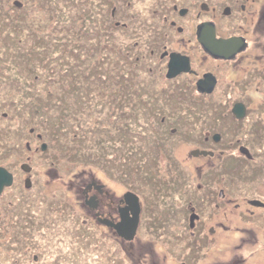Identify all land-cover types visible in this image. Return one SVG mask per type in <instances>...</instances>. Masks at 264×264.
<instances>
[{
    "label": "flooded vegetation",
    "instance_id": "af4514ba",
    "mask_svg": "<svg viewBox=\"0 0 264 264\" xmlns=\"http://www.w3.org/2000/svg\"><path fill=\"white\" fill-rule=\"evenodd\" d=\"M108 1L112 3L111 17L113 21H111V23L116 24L118 27H124L125 35L128 34L129 36H135L136 39L138 37L139 40H137L136 43L138 44L137 49L147 50L146 48H148V54L151 55L150 59L153 60V63L156 62V67L152 69L150 73L156 71L155 75H157L161 70L163 71L161 74L163 75V83L165 84L162 89L160 88L162 90L160 91V94L165 92L167 97H169L171 96L173 89L180 84V87L186 89V91L188 89L191 92L197 93L196 96L198 98L205 97L206 99L207 97L213 96L212 98L215 100L217 99L215 93L220 86L222 77L221 70L225 66L227 67L229 63H236V66H240V68L238 70L239 74L235 75L237 79L233 80V84L241 86L249 84L252 85L254 89L247 91L246 95L249 97H243L246 100H238V98H235L234 102L237 103V101L243 102L251 100L252 98L250 97L253 96L256 97L258 101L264 99V10L262 11V4L259 3L258 0H154V4L147 7L141 6L139 8L135 6V2L137 3L139 0ZM213 36H215V39L230 40V42H227L228 44L223 46L222 49L225 50L224 52H227L226 50H229L228 52L237 51L228 58H226V56L215 55L213 50H209V47H216V45H210V42H214ZM201 37H203L202 41L200 40ZM252 38H255V41H252ZM175 54L189 57L190 70L188 72H181L175 77H168L169 62ZM157 68H160V70ZM206 74H212L213 77H215V86L212 92H205L198 85V81L201 78H204ZM152 78L155 82L158 81L156 76H152ZM142 81H144V79L137 76L131 81V83L134 84V86H139ZM229 86V84H224V86H222L223 92L225 89H228ZM131 95H128L127 93V99ZM219 99H222V101L224 100V102L225 100H229L227 98L223 99L220 96ZM240 99L242 98L240 97ZM246 106L247 113L242 119H238L232 110H225L222 112V109L210 105L207 106L208 108L206 110H203V116H201L196 122L194 121L196 128L202 127L204 122H206L205 117L208 116L213 119L214 123L224 120L231 122L234 127V130L230 131L229 128L224 126H222V128L225 129L221 130L217 129V125L211 126V124H206L207 131L204 135L206 145L198 147L199 145L196 144L197 147L194 152L190 151V154L193 155L192 157H196L193 158V160L202 163V166H200L198 170V176L192 175V170L190 169L193 160H189L188 158L184 164L178 157V140L176 137L179 136V134L174 133L175 131L177 132L180 130L179 125L182 123L177 119V115L175 119H173L174 112L171 110L167 115V120H165L160 129H158L153 136V139H155V137L157 138L154 142L160 144L157 145L155 143L158 146L157 150L154 154L148 157L154 163L151 165L156 167L152 171L155 173L154 175L156 178H159L157 180L162 181V186L167 188L166 191H162L161 196H164L166 192L172 193L173 178L176 177L175 171H177L176 168L181 162L180 165L182 168L180 169L184 170L182 174L186 176V181L180 184L183 194L179 201L182 204L178 205L174 199L171 201L169 200L170 204H167V202H165L166 205L155 204L145 211L144 206L141 203L140 194L136 193V191H133L131 188H128L127 191L134 192L139 197L141 212L136 235L133 240H127L119 236L114 228L101 222V219H109L114 222L120 220L119 208L125 206L123 200L125 193H123V196L119 197L117 200H114L111 197L107 200L109 192L106 189L105 184L100 182L96 177H91L90 179L85 177L83 179L85 181L80 185L79 189L82 188L85 213L87 214V218H90L91 221L89 227L98 226L108 229L110 233L113 234L112 238L118 243L120 247L119 250H122L121 253L123 254V257L128 260V264L133 261V256H131L130 253V245L134 246L142 236H152L153 231L157 233L153 234L156 242L155 245L161 241L162 243H159V245L167 253L159 255L157 261L155 259L156 257H154L152 260L149 259V262L146 261L144 257L139 256L137 261L142 264H159L161 259L166 262L168 257L171 258L174 255H182V259H185V261L187 259H191L192 261L195 257L196 259L199 257V253L203 247L209 246L211 248L213 245L221 243L222 237L224 238L227 233L234 231V229L241 230V232L244 231L245 233L242 232L239 234L240 236L238 238H235L236 243L232 245L233 251L235 248V254L231 259V264H242V261L247 262V257L240 259L237 258L236 251L237 249L241 250V246L243 247L247 245V242L255 244L261 241V237L259 236L260 231L259 233L257 231L258 236L255 235L256 232L253 228L256 227L250 222L251 220L249 221L248 219L252 217L260 218L261 222L264 221V203L256 197H250L244 202V209L240 208V206H242L240 203L235 204L234 209H229V202L222 199L219 200L221 196L223 198L226 196L223 192L224 188L222 182L224 179L220 182L222 187L221 184L218 183L221 179L220 177H223L222 173L219 171L220 167L222 168V171L224 170L223 166L219 167V165H217L218 163L206 166L205 162H203L204 159H212L214 157L218 159L219 155L222 158L220 160L224 162L226 158L232 154L230 153L228 156L223 157L224 152L229 145H233L234 148L238 147L240 153L243 154L241 157L235 154L238 158L242 159L241 161L252 163L256 153L251 152L250 148L243 144L242 138H240L241 133L238 130V128L242 127V123L247 125L246 122L250 123L248 128L251 132H255L251 129L253 128L260 133L258 134L259 139L257 145L261 135L263 139L261 146L264 148V112L259 111L260 113L258 112L254 119H249L250 107L248 104H246ZM221 116L222 119L220 118ZM176 122L178 125H176ZM157 128L159 127L157 126ZM228 130L229 134L233 135L232 140H227L225 131L227 132ZM215 136H218V140L215 139ZM249 145L255 146L251 143H249ZM242 146L249 149L251 157H248L241 151ZM187 152H189V150ZM263 152L264 150L262 151L264 156ZM34 156L35 154L30 151L25 154L24 158L17 157L14 159V162L12 161L11 165H4L13 173V183L10 186L4 187L0 194V201L6 206L11 203V201H6V199L9 198L6 194L7 191L21 189L14 188L16 183L19 184L17 175L18 171L21 170L22 174L31 173V176L24 174V190L22 189L24 194L29 188L31 189L34 187L33 172L35 173L36 171L34 170H37L36 163L33 162ZM15 163L18 165V169L15 168ZM23 163H28L31 166V169L25 171L22 168ZM38 163L42 164L43 161L39 160ZM165 163L167 165L169 164V168L162 170V165ZM172 165H174L175 168ZM217 166L219 169H217ZM249 167L256 169L259 173L261 172V174L255 173L252 170V177L250 175L248 177H257L255 174H258L259 177L264 175V162L263 164H252L251 166H248V168ZM242 170L243 167H240L239 173H242ZM211 173L212 175H215V177L212 178V175L210 176ZM231 176L234 177V180L241 178V175L237 174H232ZM27 178H30L31 180L30 186H27L25 183ZM159 181H157V187ZM218 187H220V194L217 192ZM205 191H209V196L211 198L209 201L213 200L214 194H216V197H219L217 201H214L213 205L209 206L210 211L201 210L195 203L197 199L202 198ZM92 196L95 197L97 202L95 208L91 207L88 202ZM25 199L27 201L29 200V198L26 197V194ZM207 202L208 199L206 200V203ZM0 204L2 203L0 202ZM24 209H26V207ZM39 210L37 212H39ZM238 220L248 223L249 226H246L247 224L243 222L242 228L238 227L232 229V227H234L232 223ZM81 222L83 226L86 223L85 220H82ZM174 223L177 224L178 230H175ZM7 224L9 223L5 222L3 225ZM26 225L29 226L30 222L15 223L14 227L18 228V230L15 231L13 228L12 231H10V234L4 230V233L10 236L8 240L4 239L2 242L0 240V247L6 248L7 245H9L12 250H15V248L21 246L20 249L22 250L19 251L20 259L10 252V254H0V264H18L20 261L23 264H44L46 261L48 262V258L41 259L38 253L33 254L31 258L28 257L29 254L25 252L26 245H29L27 247L28 249H31L30 243L32 241L30 239H33V236L30 237L29 231H25L27 228L25 227ZM99 231H102V229L98 228V230L89 232H91V234H93L98 240H102L105 234H97ZM251 231L255 234H252ZM37 234L43 233L37 232ZM83 234L87 236V230H84ZM43 235L46 236V234ZM12 239L14 240L11 242L10 240ZM225 239H227L228 242L223 240L222 243H232L231 239ZM95 241L96 240L94 239L92 243H95ZM148 241H150V239H148ZM22 246L25 247L23 248ZM106 246L108 245H103L104 249L101 250V256L106 257L102 260V264H104V261H108L107 264H114L108 256V252H111V248H106ZM250 253L253 255V251H250ZM59 256L60 254L55 253L53 254V259H56ZM185 261H182L181 264H186L187 262ZM171 262L172 264H176L175 261ZM219 262L223 263V261Z\"/></svg>",
    "mask_w": 264,
    "mask_h": 264
},
{
    "label": "trees",
    "instance_id": "16d2710c",
    "mask_svg": "<svg viewBox=\"0 0 264 264\" xmlns=\"http://www.w3.org/2000/svg\"><path fill=\"white\" fill-rule=\"evenodd\" d=\"M5 1L7 0H0V22H2V24L0 23V51H3L0 53V90L7 88L10 93H7L3 97L0 96V121L12 120L14 122L11 124L5 123L4 126H0V136H3L8 143L5 144L3 149H0V164H3V166L11 165L12 161H15L14 159L21 156H19L20 152H18V149L21 151L25 149L26 152L24 153L32 151L34 154L43 150L42 145L45 143V140L39 134V131H41L39 127L44 126L46 128L49 124H54L52 126L56 130L62 131L63 138H67L66 143L78 139L79 145L76 146H81L80 144L86 141L87 126L91 122L90 119H92L95 122L96 132H100L97 135L99 139L95 138L96 146L100 147L92 155V158L94 157L91 160L92 164L99 165L100 163V165H107V167L112 166L114 168L113 172L123 178L125 184L128 181L135 183L141 182L144 179L143 188L149 187V184L153 187L150 195L152 198L159 196L156 200L158 205L165 204V202L170 204L169 200H174V198L171 192H166L164 196H161L162 191H164V189H160L162 181L157 180L159 178H156L154 175L155 173L152 170L156 167L151 165L154 163L149 157L144 159L143 162V165H147L148 167V173L143 177L139 172L138 165L140 163H135V160H138L136 157L143 158L142 155L145 156L146 153L140 147V144L134 145V147L133 143L150 141L147 137L153 138L154 134L158 131L157 126H162L171 110L174 112L173 119L177 115V119L181 123L183 121L188 122V120L192 121V119L196 122L203 116L202 112L208 108L207 106H217L218 104L215 103H224V100L222 101L219 98V100H214L213 96L206 99L205 97L198 98L196 96L197 93L191 92L188 89L186 91V89L181 88L180 84H178L179 86L177 85L173 89L171 96H166L167 99H164L166 102L163 108L160 109L156 105L148 104L146 105L147 107L145 106L146 108L139 109L138 112L140 113L137 114V119H132L129 122L127 120L129 112L134 110L136 107L134 105L139 100L136 98L146 95V93L158 95L162 91V88L154 87L156 86V84L154 85L155 81L152 77H148L151 75L142 76L146 72L150 74V71L154 69L151 64L143 66V64H147L145 61L151 55L148 54V48H146L147 50L137 49L138 44L136 43L139 40L138 37L136 39L135 36L125 35L124 27H118L116 24L111 23L113 19L111 17L112 3L110 1L28 0L31 8L37 11L40 10L38 12L41 14L46 13L47 19L51 20V22L54 20L52 17L56 15V11L62 13L60 19L62 18L64 24L55 21L56 27H58L56 32L46 29L48 25H44V27L35 26L31 21L28 22L27 20L25 21L26 25L19 19L16 22L18 25L13 23H10L12 27L10 24L7 25L1 21L3 17H7L4 16L7 10L1 9ZM20 1L26 4L24 0ZM104 1L105 7L108 5L107 9L101 7ZM31 3H33V6H31ZM13 5L17 7V11L21 17L28 18L30 14L29 9L25 7L24 11L26 14H24L20 12L22 6L14 2ZM64 6H67L68 13L75 8L73 14L70 17H66V19L65 14L62 12ZM99 18L104 20H98ZM8 19L10 21L9 17ZM72 27L74 29H71ZM52 28H55V24ZM63 29H68V36H56L57 33L63 32ZM25 32L31 35V40H27V37L24 35ZM75 32H78V37L92 35L94 45L100 46L99 50L93 47L89 48V52L92 55L98 53L100 54V58L98 61L90 63L88 67L82 64V60L85 59L82 55L84 49L81 48ZM19 33L22 34L18 37ZM7 53H9V56L5 60L4 56ZM17 53L20 56V63L11 60L12 55ZM73 70H77V72H72ZM137 76L142 77L144 81L139 86H134V84H131V81ZM59 83L67 86H62L58 95L50 94ZM112 84L113 86L108 87ZM40 88L46 91L47 94L44 98H48L50 100L49 103L45 104L41 101L44 98L38 95L41 90ZM126 91L128 95L132 94L128 99L124 97ZM19 93L21 95H16ZM27 93L33 94L36 97L34 98L32 95L28 100L22 99V96H25ZM61 98L66 100V104L64 103L67 105L65 107L68 108L66 112L60 111L59 105L63 104ZM140 99L144 103H149V100L146 98ZM126 102L132 105L130 111L124 110L126 109ZM67 103H70V105ZM177 105L183 107L181 114L173 110V107ZM48 106L49 109L47 110ZM54 112L55 114H53ZM56 112H59V114H56ZM92 116H94V119ZM108 118H113L112 122L120 120L119 122H122L121 130H118V132L113 131L109 125L111 121H107V124L104 126L102 122ZM220 118L222 119V116ZM76 119L79 121H76ZM176 125H178L177 122ZM129 126H135L136 130H133ZM186 128L184 129L187 130L188 128ZM251 129L256 131L253 128ZM27 131H29L28 134ZM179 131H175L174 134L179 133ZM47 134L46 139L48 140L49 138V142H47L46 149L49 150L56 145V142H54L56 135L52 137L48 131ZM130 134L133 135V138H131ZM16 135L18 138L14 137ZM108 137L111 138L110 141L107 140ZM37 141H40V146L33 145L31 147L29 144ZM102 146L103 148L101 149ZM34 147L36 148L33 149ZM90 156L91 154L88 153L87 157ZM86 159L85 161H87ZM243 163L239 161L230 163L227 159L221 166L224 168L223 171L231 175H241L239 169ZM117 164H123L120 167L121 169L123 168V172L117 168ZM135 165L138 169H135ZM172 166L175 168L174 165ZM176 170V177L173 178L172 192L175 191L176 187L178 190V186L180 188V184L186 181V176L182 174L184 170L178 168ZM157 181H159L158 187L156 185ZM128 185L131 186V183H128ZM134 188L136 187L134 186ZM6 201H11L10 204H7V210L13 214H16L15 210L20 204H22V208L32 207L23 195L22 198H18V196H14L13 194L9 195ZM14 216L16 218V215ZM23 222H27V220ZM4 230L6 229L4 228ZM103 257L106 258L105 256ZM110 259L113 263L112 258Z\"/></svg>",
    "mask_w": 264,
    "mask_h": 264
},
{
    "label": "rangeland",
    "instance_id": "374dc122",
    "mask_svg": "<svg viewBox=\"0 0 264 264\" xmlns=\"http://www.w3.org/2000/svg\"><path fill=\"white\" fill-rule=\"evenodd\" d=\"M24 1L26 4H23L20 0H12V1L7 0L3 2V7L1 9L4 8L7 10L6 14H4V16H7V17H3L1 21L5 22L8 25L10 23L16 24V22L19 19L21 20V22L24 23V25H26L25 21L27 20L28 22L31 21L33 25L35 26L38 25L40 27H44V25H48L46 26V29L53 30L55 32L58 29V27H56L57 24L55 23V21H59L64 24V21L62 20V18L60 19V16L62 14L60 13V11H56L57 16L56 15H55L56 17L53 16L52 19L54 20H52L51 22V20L47 19L46 13H42V14L39 13L38 11L40 10L37 11L30 7V3H28V0H24ZM258 1L259 3L262 4V11H263L264 10V0H258ZM13 2L22 6V8L20 9L21 13L26 14V12L24 11L25 7L29 9L30 14L28 15L27 19L23 18V16L21 17V15L17 11V7L13 5ZM154 3H155L154 0H151V1L139 0L137 3L135 2V6L137 8L141 6L147 7ZM9 6L11 7L9 8ZM31 6H33V3H31ZM101 7L107 9L108 5L107 7H105V1H104ZM74 11H75V8L70 10L68 13L67 6H64L62 12L63 14H65V19H66V17H70ZM8 17L10 18V21ZM101 19L102 18H99L98 20H101ZM0 23L2 24V22ZM54 24H55V28L53 29L52 27L54 26ZM16 25H18V23ZM10 26L12 27L11 24ZM71 29H74V28L72 27ZM63 30L64 31L61 32L62 34L57 33L56 36L60 35V37H63L66 35L67 37L68 29L67 30L63 29ZM78 32H75L77 34L76 38L78 37ZM20 34L22 33H19L18 37ZM24 35L27 37L28 41L32 39L29 33L25 32ZM252 41H255V38H252ZM78 42L81 48L84 49V52H82V55L85 57V59L82 60L83 66L88 67L90 63L92 64V62L98 61V59L100 58V54L97 53L96 55H92L91 52H89L90 51L89 48L91 49V47L98 49V50L100 48V46L97 47L96 45H94L95 43H94V38L92 37V35H86V37L85 36L78 37ZM1 52L3 51H0V53ZM8 56H9V53H7L4 56L5 60L8 59ZM149 59L145 61V63L147 64H143V66L151 64L155 68L156 62L153 63V60L151 59L149 60ZM11 60L20 63L19 54L17 53L15 55H12ZM236 65H237L236 63H229L227 67L225 66L221 70L222 77L220 81V86L218 87L215 95L217 96V99L219 98V96L222 97L223 99L224 98L229 99V100H225L224 103L222 102L215 103V104H218L216 106L218 109H222V112L225 110L231 111L234 106L233 104H235L234 102L235 98H238V100H246L243 97H246V98L249 97L246 95L247 91H251L254 89L253 86L249 84H247L246 86L233 84V80L237 79L235 75L239 74L238 70L240 68V66L237 67ZM146 69L149 70V68L147 67ZM157 69L160 70V68H157ZM74 71L77 72V70H73L72 72ZM161 72L163 71L161 70L158 73L160 75L158 74L155 75L156 71L150 74H147L148 72H146V74L143 73L142 76L145 77V75H151V76H148L150 78L152 76H156L158 81L154 83V85L156 84V86L154 87L162 88L165 83H163V75L161 74ZM224 84H229L230 86L228 87V89H225V91L223 92L222 86H224ZM62 86H67V85H63V83H59V85H56L54 87L55 89L50 94L58 95L61 91ZM111 86H113V84L109 85L108 87H111ZM7 93H10V91L7 88L0 90V96L2 97L6 95ZM46 94L47 93L46 91H44V89H41L38 93V95H40V97L42 96V98H44ZM16 95L19 96L21 94L19 93ZM32 95L33 94L27 93L25 94V96H22V99L28 100L31 98ZM166 96H167L166 93L163 92L158 95H155L154 93H146V95L137 97L136 99H139L138 103L134 105L136 106L134 110L129 112V117H127V120L131 122L132 119H137V114L140 113L138 112L139 109L146 108L147 107L146 105L148 104L156 105L160 109L163 108L166 102V100L164 99H167ZM33 97L35 98L36 96L33 95ZM124 97L125 99H127V93L124 94ZM240 97L242 99H240ZM140 98L148 99L149 103L147 102L144 103L142 99ZM250 98L252 99L243 101V103L245 102L250 107L249 109L250 113H249L248 118L254 119L259 111L264 112V99L258 101L257 98L254 96ZM41 101L47 104L49 103L50 100L48 98H44ZM61 102H63V104L59 105L60 111L66 112L68 110V108L65 107L67 106L65 105L66 100L64 98H61ZM128 103L129 102L125 103L126 109L124 110L126 111H130L132 108V105H129ZM67 104L70 105V103H67ZM48 109H49V106L47 107V110ZM182 109L183 107L181 105H177L173 107V110L178 111V113L180 114H181ZM44 114H48V113H44ZM53 114H55V112ZM56 114H59V112H56ZM92 117L94 119V116ZM112 119L113 118H108L106 121L103 120L102 124L105 126L107 124V121L110 122ZM90 120L91 122L87 126L88 132L86 133V136H87L86 141L85 143H81L80 144L81 146H78V147L76 146V145H79L78 139L70 143L68 142L66 143L65 141L67 138H63L64 135L62 131L56 130V128L52 126L54 124H49L47 125L46 128L44 126L39 127V129H41V131H39V134H41L44 137L43 139L45 140V143L43 144H47V142H49L48 136H47L48 140L46 139V135H48L47 134V131H48V133H50V136L53 137L56 135L55 140H54V142H56V145L51 147L49 150L46 149V150H40L39 152H36L35 156L33 157V162L36 163V167H37V170L36 169L34 170L36 172L35 173L33 172L34 174L33 186L34 187L31 189L29 188L28 191H25L26 197L29 198L28 201L30 202V205L32 207L31 208L27 207L26 209H24L22 208V204H20L19 207L15 210L16 214H13L10 211H8L7 206L2 201H0L2 203L0 204L1 206L0 207V240L1 242L4 239L8 240L10 236L4 233L3 231L4 228L8 230V231L5 230V232L10 234V231H12L13 228L15 229V231L18 230V228L14 227V224L16 221L19 223L25 220L29 222L31 221L29 226L28 225L25 226L27 227L25 231L27 232L29 231L30 237L33 236V239H30L33 242V243L32 242L30 243L31 249H28L27 246L29 245H26V247L25 246H22V247L23 248L25 247V252L29 254L28 257L32 258L33 254L38 253L41 259L48 258V262L46 261V263L44 264H102V262L100 263V261L104 260V257L101 256V250L104 249L103 245H108L106 246V248L107 247L111 248V252L109 253L108 256L112 258L114 264H128V260L125 257H123V254L121 253L122 250H119L120 247L118 243L112 238L113 234L110 233L108 229L101 228L98 226L89 227L91 221H90V218H87V214L85 213V208L83 205L82 188L79 189L80 185H82V183L85 181L83 180L85 177L88 179H90L91 177H96L100 182L105 184L106 189L109 192L107 200H109V197L113 198L114 200H117L119 197L123 196V193H126L129 187L133 189V191H136L138 192V194H140L139 196L141 198V203L144 206L145 211L149 209L151 205L152 206H154L155 204L157 205L156 200L159 196H156L153 198L151 197L150 192L153 189V187L150 184H149V187L148 186L145 187L146 189L143 188L144 179H142L141 182L132 183V181H128L127 184H125V182L123 181V178H121L120 176H117L115 172H113L114 168L112 166L107 167V165H102V164L100 165V163L99 165L92 164L91 160L94 159V157L92 158V155L96 151V149L100 147V146H96L95 144V138L99 139L97 135L100 132L98 133L96 132L94 120L92 119ZM205 120L206 122H204V125L199 128L195 127L194 119H192V121L188 120V122L183 121V123L179 125L180 126V131L178 133L179 136L176 137L178 140L177 142L178 152L177 153L182 163L185 164L188 158L189 160H193V158H196V157H192L193 155L190 154V151L194 152L195 148L197 147L196 144L199 145L198 147L206 145V142L204 140V137H205L204 135L207 131V127H206L207 123L211 124V126L217 125L218 127L217 129L224 130L225 128L224 129L222 128V126H224L226 128H229L230 131L234 130L233 124L229 121L221 120V121L214 123L213 119L208 116L205 117ZM76 121H79V120L76 119ZM119 121L120 120H115L109 123L113 131L118 132V130H121L120 128H121L122 122H119ZM12 122L14 121L4 120L3 122L0 123V126L2 127L5 125V123L11 124ZM246 123L247 125L242 123V127L238 128V130L241 133L240 138H242L243 144H245L247 147L250 148L251 152L256 153L255 158L252 160V163H246L244 161H241L242 159L238 158L235 155L237 154L240 157L241 155H243L238 150V147L234 148L233 145H229V147L224 152L223 157L228 156V154L232 153L226 158V160L228 159L230 163L237 162V161L244 162L242 164L243 170L241 173V178L238 180H234V177L231 176V174H229L228 172L224 171L223 173L222 168L220 167L223 164V161L220 160L222 159L220 155L218 156V159L216 157L212 159H204L203 162H205L206 166H211V165L218 163L217 165H219L220 167L219 171L223 175V177H220L221 179L219 180L218 183H220L222 179H224V181L222 182L223 188H224L223 192L225 193L226 196L224 198L221 196L219 199V197L218 196L216 197V194H214L213 200L209 201L211 199L209 196V191H205L202 198H199L195 201L196 206H198L201 210L210 211L209 206L213 205L214 201H217V199L219 200L222 199V200H226V202H229L228 203L229 209H234L235 204H238V203L242 205L240 206V208L244 209L245 208L244 202H246V200L250 197H256L262 200V202L264 203V175L259 177L258 174H261V172L259 173L256 169H253L250 167L248 168V166H251L252 164L253 165L258 164V163L263 164L264 156L262 154V151L264 150V148H262L261 146L263 139L260 135V140L257 145V142L259 139L258 134L260 133L256 131L251 132V130L248 128L250 123L249 122H246ZM129 127H131L133 130H136L135 126H129ZM158 127H159L158 129H160L161 126L158 125ZM184 128H186L187 130H185ZM28 133L29 131H27V134ZM225 134L227 135V140L233 139V135L229 134V130L227 132L225 131ZM130 136H132L131 138H133L132 134H130ZM14 137L18 138L17 135ZM147 139L150 141H145V142L143 141L142 143H133V146L134 145L137 146L140 144L141 145L140 147H142V149L146 153L145 156L142 155L143 158L136 157L138 160L137 161L135 160L136 164L137 162L140 163L138 165L139 172L141 173L143 177H145V175L148 173L147 165H143L144 159L154 154L158 147L155 144L156 142H154L155 139L157 140L156 137L155 139L147 137ZM107 140L110 141L111 138L108 137ZM129 141H130V137H129ZM249 143L255 146H251L249 145ZM5 144H8L7 140L3 136H0V149H3V147H5ZM29 144L31 145V147H33V145L40 146V141H37L34 143L32 142ZM35 148L36 147H34L33 149ZM102 148L103 146L101 147V149ZM188 150L189 152H187ZM18 152H20L19 156L21 155L19 158L25 157V155H22V154H26L24 153L26 152L25 149L22 151L18 149ZM88 153L91 154L90 157H87ZM85 159L87 161H85ZM95 159L97 158L95 157ZM39 160L40 161L42 160L43 163L42 164L38 163ZM1 165L3 166V164ZM122 165L123 164H120V165L117 164V168L121 169L120 167H122ZM179 165L177 168L178 169L182 168V166L180 165L181 166L180 167ZM14 166L16 169H18V165L16 163L14 164ZM200 166H202V163H199V161L193 160L191 162L190 169L192 170V175L198 176V170ZM138 167L135 165V169H138ZM219 167L217 166V169H219ZM167 168H169V164L167 165L165 163L162 165L163 170L164 169L166 170ZM252 170L253 172L258 173V174H255V176L257 177H254V176L253 178L248 177L249 175H251L252 177V174H251ZM120 171L123 172V168ZM24 174H22L21 170L18 171L17 175L19 179V182H18L19 184L16 183V186L14 188H21V189H17L15 191L14 189L7 191L6 194L8 196L11 194H13L14 196H18V198H22V195L25 196L24 191H23L24 190L23 178L25 175L31 176V173L30 174L27 173L25 175ZM211 175L212 173L210 174V176ZM213 177H215V175H212V178ZM130 178H127V179H130ZM176 181H179V180H176ZM128 183H131V186H129ZM134 186L136 188H134ZM221 187H222V184H221ZM160 189H165L164 191L167 190L165 186H161ZM181 189L182 187L179 188L178 186V190L176 187L175 191L171 193L178 205L182 204L179 201L180 198H182V194H183ZM217 192H219L220 194V187L217 188ZM207 199H208V202L206 203ZM38 210L39 212H37ZM257 211H258V208H257ZM14 215H16V218ZM82 220H85L86 222L84 226L82 225V222H81ZM248 220L249 221L251 220L250 222H252V224L256 227V228H253L256 234L253 231H251L252 234L257 235V231L258 233L260 231L259 236L261 237L260 238L261 241L255 244H253L252 242H247L246 243L247 245L243 247L241 246L242 251L238 249L236 251L237 258L239 259L246 258V257L248 258L247 262L242 261L241 262L242 264H264V221L261 222L260 218H252V217ZM5 222H9V224H7L4 227L3 224ZM243 222L244 221L242 220L234 221V223H232V225L234 226L232 227V229L238 228V227L242 228ZM245 224H247L246 226H249L248 223H245ZM174 227H175V230H178L176 223H174ZM98 228L102 229V231H99V233L97 234H102V235L105 234L102 240H98L97 238L94 237L93 234H91V232H89V231L98 230ZM84 230H87V233H88L87 236L83 234ZM37 232L46 234V236H44L43 234H37ZM242 232L245 233L244 231ZM242 232L241 230L234 229V231L227 233V235H225L224 238L222 237L221 243L213 245L211 248L209 246L203 247V249H201V252L199 253V257H197L198 260L195 257L192 261L191 259L190 260L187 259L185 261V259H182V255H174L173 257H171L173 259L168 257L166 262L163 259H161L159 264H172L171 261H175L176 264H181L182 261H185L188 264H214V263L215 264H223V263L231 264L232 262L231 259L235 254V248L233 251L232 245L236 243L235 238H238L240 236L239 234H241ZM153 234H157V233L153 231ZM153 234L152 236H142V238L138 240V243L134 244V246L130 245V250H131L130 253H131V256H133L132 257L133 261H131L130 264H142L141 262L137 261L139 256L144 257L146 261L149 262V259L152 260L154 259V257H156L155 259L157 261V257H159V255L163 253H167L165 250H163V248L160 247L159 243H162L161 241H159L158 244L155 245L156 242L153 237ZM225 238L231 239L232 243L230 244L226 243L228 242V240ZM94 239L96 241L95 243H92ZM148 239H150V241H148ZM13 240L14 239L10 241L12 242ZM223 240H226V242L222 243ZM19 243H20V240H19ZM20 248L21 246L19 248H15V250H12L11 246L9 245H7L6 248L0 247V254H6L10 252L20 259L21 257H19V251L22 250ZM250 251H253V255H251ZM55 253L60 254V256L57 257L56 259H53V254ZM168 256H169V253H168ZM219 261H223V263H220ZM103 263L107 264L108 261H104ZM18 264H23V263L20 261Z\"/></svg>",
    "mask_w": 264,
    "mask_h": 264
},
{
    "label": "water",
    "instance_id": "95a60500",
    "mask_svg": "<svg viewBox=\"0 0 264 264\" xmlns=\"http://www.w3.org/2000/svg\"><path fill=\"white\" fill-rule=\"evenodd\" d=\"M212 38V37H211ZM214 42L210 45H216V47H209V50H213L214 54L217 56H226L228 58L230 55L234 54V52H228L229 50H226L227 52H224L223 46L228 44L227 42L230 40H224V39H215V36H213ZM200 40H203V37L200 38ZM190 70V62L189 57L181 55V54H175L170 62L168 67V77H175L181 72H188ZM198 85L205 91V92H211L215 86V77H213L212 74H206L204 78H201L198 81ZM232 111L235 113L236 117L238 119H242L246 116L247 113V107L243 102H237L234 104ZM215 139L218 140V136H215ZM47 147V144L42 145V149L45 150ZM241 151L246 154L248 157H251V154L249 152V149L245 146L241 147ZM22 168L25 171H29L31 169V166L28 163H23ZM13 183V173L9 171L5 166L0 165V194L3 191L4 187L10 186ZM27 186H30L31 180L30 178H27L25 181ZM125 202V206L119 208V215L120 220L118 222H114L109 219H101V222L106 224L107 226H110L114 228L117 232V234L127 240H133L136 231L139 224V216L141 212V203L139 200V197L136 193L127 191L124 194L123 198ZM91 207H96V199L94 196H92L88 200Z\"/></svg>",
    "mask_w": 264,
    "mask_h": 264
}]
</instances>
